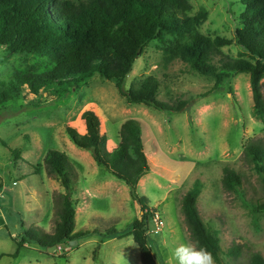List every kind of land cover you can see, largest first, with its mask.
I'll list each match as a JSON object with an SVG mask.
<instances>
[{
    "label": "rangeland",
    "instance_id": "1",
    "mask_svg": "<svg viewBox=\"0 0 264 264\" xmlns=\"http://www.w3.org/2000/svg\"><path fill=\"white\" fill-rule=\"evenodd\" d=\"M77 2L82 0H69ZM190 17L206 11L197 28L201 36L234 41L238 16L244 8L235 0H189ZM172 41L170 36L165 39ZM151 42L133 64L125 90H137L144 79L155 77L157 99L174 104L189 101L182 113L160 112L127 105L115 85L98 76L79 90L53 86L34 97L24 89L21 98L0 105V264H140L132 236L104 239L109 229L125 231L138 215L128 188L102 167L89 152L78 149L66 128L85 131L82 115L90 111L100 120V133L109 151L118 144L119 130L129 119L142 129L151 172L142 178L138 194L149 200V247L156 264H176L173 250L193 243L181 210L184 195L199 183L197 208L205 226L214 233L223 264H249L254 254L264 259V213L253 211L264 202V174L245 156L248 143L264 150V119L256 115L249 78L237 75L226 87L212 92L214 81L197 75L188 64L172 59L169 44ZM232 59H247L233 42L221 49ZM53 66L40 57L9 56L0 48V82L17 72H45ZM264 95V79L261 81ZM208 93V94H207ZM11 150L20 152L15 160ZM50 150L65 154L73 168L74 232L92 233L72 248L54 253L38 245L18 242L29 229L51 234L56 221L57 197L64 194L59 180L47 175L43 164ZM40 165L35 174L33 166ZM226 170L240 178L233 190L223 185ZM6 184V189H4ZM155 223H162L157 228ZM100 239L97 262L93 251ZM236 255H230L233 249ZM18 252L16 258L13 255Z\"/></svg>",
    "mask_w": 264,
    "mask_h": 264
},
{
    "label": "trees",
    "instance_id": "2",
    "mask_svg": "<svg viewBox=\"0 0 264 264\" xmlns=\"http://www.w3.org/2000/svg\"><path fill=\"white\" fill-rule=\"evenodd\" d=\"M244 10L238 16L234 41L201 36L197 28L206 19V11L190 17L189 0H0V48L9 56L18 58L40 57L53 65L45 72L15 73L0 82V105L21 98L24 89L34 97L53 86L74 88L98 76L115 85L127 105H142L160 112L182 113L189 101L174 104L157 99L160 83L155 77L143 80L137 90H125V80L134 62L143 55L153 41L166 44L172 38L168 52L172 59L188 64L197 75L214 81L210 92L224 87L231 92L230 82L245 74L249 78L252 102L257 116L264 119V0H235ZM235 43L247 59H232L221 49ZM207 93V94H208ZM85 131L78 134L67 127L69 140L80 150L89 152L94 163L129 190L130 199L138 207L136 219L125 231L109 229L105 239L132 236L139 250L140 264H156L149 247L148 222L152 216L149 200L138 194L142 178L151 172L142 139L140 124L133 119L124 122L119 130V141L111 151L107 138L100 133V120L87 111L82 115ZM15 160H21L18 150H11ZM245 156L252 161L257 172L264 174V150L256 143H248ZM48 176L59 180L64 194L57 197L56 221L51 234H41L29 229L18 242L38 245L46 252L52 247L68 246L71 241L84 240L92 233L74 232L75 203L72 201L73 168L68 157L58 151L46 153L43 164ZM40 165L33 166L35 174ZM223 185L233 190L240 186V178L226 170ZM2 186L0 185V191ZM200 194L196 182L182 199L181 210L190 237L195 245L208 249L216 264L221 260L220 242L203 223L197 199ZM255 213H264V202L255 205ZM103 239L93 251L92 261L97 262L98 250ZM238 249L229 252L236 255ZM18 252L13 255L18 256ZM249 264H264L259 254L250 258Z\"/></svg>",
    "mask_w": 264,
    "mask_h": 264
},
{
    "label": "clouds",
    "instance_id": "3",
    "mask_svg": "<svg viewBox=\"0 0 264 264\" xmlns=\"http://www.w3.org/2000/svg\"><path fill=\"white\" fill-rule=\"evenodd\" d=\"M176 264H216L213 254L205 247L181 243L173 250Z\"/></svg>",
    "mask_w": 264,
    "mask_h": 264
},
{
    "label": "water",
    "instance_id": "4",
    "mask_svg": "<svg viewBox=\"0 0 264 264\" xmlns=\"http://www.w3.org/2000/svg\"><path fill=\"white\" fill-rule=\"evenodd\" d=\"M77 245V241H71L69 243V246L72 248L73 246H76ZM56 251V247H52L48 250V252L50 253H54Z\"/></svg>",
    "mask_w": 264,
    "mask_h": 264
},
{
    "label": "built area",
    "instance_id": "5",
    "mask_svg": "<svg viewBox=\"0 0 264 264\" xmlns=\"http://www.w3.org/2000/svg\"><path fill=\"white\" fill-rule=\"evenodd\" d=\"M5 186H6V184H4V189H6ZM155 224H156L157 228H159L158 226L161 225L162 223H155ZM57 249H60V247L56 248V250H57Z\"/></svg>",
    "mask_w": 264,
    "mask_h": 264
}]
</instances>
